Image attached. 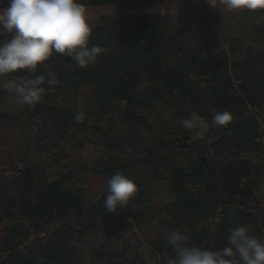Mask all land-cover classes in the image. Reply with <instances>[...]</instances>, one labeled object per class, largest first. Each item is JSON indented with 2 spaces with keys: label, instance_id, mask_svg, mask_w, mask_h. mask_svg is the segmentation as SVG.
<instances>
[{
  "label": "trees",
  "instance_id": "16d2710c",
  "mask_svg": "<svg viewBox=\"0 0 264 264\" xmlns=\"http://www.w3.org/2000/svg\"><path fill=\"white\" fill-rule=\"evenodd\" d=\"M176 2L83 0L164 9L99 18L89 46L105 51L94 65L54 53L36 74L54 73L58 85L0 113V155L11 153L0 158V264H86L77 245L88 236L102 239L89 264H146L114 245L129 233L158 264L174 255L166 236L177 229L210 250L239 225L264 238V12L200 16L204 39L194 41L170 11ZM9 39L0 28V43ZM224 110L233 120L216 126ZM117 171L137 185L134 198L115 212L104 198L87 208L101 191L86 190V176L107 187Z\"/></svg>",
  "mask_w": 264,
  "mask_h": 264
},
{
  "label": "clouds",
  "instance_id": "9594fccd",
  "mask_svg": "<svg viewBox=\"0 0 264 264\" xmlns=\"http://www.w3.org/2000/svg\"><path fill=\"white\" fill-rule=\"evenodd\" d=\"M233 13L242 11L264 12V0H222ZM0 28L11 34V39L0 43V79L14 94L20 106H34L49 88L58 85L55 74L37 75L38 68L49 61L54 53L66 55L81 69L94 65L105 49L89 46L92 28L87 20L86 7L80 0H8L0 10ZM24 76L13 77L14 74ZM77 123L84 119L77 113ZM216 126H226L233 120L230 111H218L212 116ZM185 128L192 121L183 119ZM108 195L104 205L108 212L128 205L138 191L134 181L117 171L107 181ZM166 240L174 251L166 264H264V238L250 234L249 227L239 225L229 230L223 247L205 249L189 243L180 229L170 231Z\"/></svg>",
  "mask_w": 264,
  "mask_h": 264
},
{
  "label": "rangeland",
  "instance_id": "374dc122",
  "mask_svg": "<svg viewBox=\"0 0 264 264\" xmlns=\"http://www.w3.org/2000/svg\"><path fill=\"white\" fill-rule=\"evenodd\" d=\"M80 2L83 4V0H80ZM86 7V13H87V20L90 24L91 28H95L99 24V18L101 17H107V16H117V15H126V14H136V13H152V12H161L164 8L160 6H151V5H132V6H120V5H103V6H85ZM170 11L174 15H178L183 23L188 24V29L190 30L189 33H187L186 37L192 38L191 40H197L199 37L200 40L204 39L203 31L201 29V26L203 25V20L198 19L200 16H204L206 18L209 17V15L217 14V13H230L228 11L223 3L222 0H204L199 1L197 0L195 3H189L186 0H177L176 4L173 5L170 8ZM200 13V14H198ZM233 13V12H231ZM237 14V13H234ZM194 16V18H192ZM180 27H182L180 25ZM198 33V34H197ZM186 43V41H183ZM6 80L0 79V92H3L2 98L0 99V113H8V114H17L19 113L17 105L12 97L11 92L4 87ZM199 122V121H198ZM4 137V136H3ZM2 137V138H3ZM16 139V141L20 144L24 142V138L21 134L16 133V135L12 136V139ZM215 138L210 139V141H214ZM18 144V145H19ZM23 145H21L22 147ZM14 147V146H13ZM4 154L0 155V158L2 157L3 160H9L6 158L7 156L11 155V153L8 151V148H4L3 151ZM89 157L85 159V161L90 160V157L93 156L95 153L89 151L88 152ZM5 155L6 157H4ZM56 172H52V177H54ZM51 175V172H50ZM86 184L84 185L86 190L98 192L101 191L100 197L96 198L95 196L93 198H88L86 200L87 208L89 206V203H97L101 198H105L106 195H108V186H105V182H103L102 178H96L91 174H88L86 176ZM70 224L73 225L74 223L70 221ZM102 244V239L98 237H92L88 236L82 244H78V248L82 252V255L85 259L86 264H89V251L98 248ZM127 245L129 249V259L133 260L135 256H140L146 264H158L156 258L154 257L153 253L150 251V249L140 243L136 238L133 236L132 233L127 234L124 237V243L122 242H114V245L116 247H122L123 245Z\"/></svg>",
  "mask_w": 264,
  "mask_h": 264
}]
</instances>
